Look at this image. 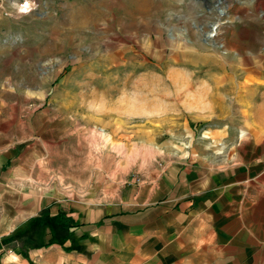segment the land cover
I'll return each instance as SVG.
<instances>
[{
  "label": "rangeland",
  "instance_id": "rangeland-1",
  "mask_svg": "<svg viewBox=\"0 0 264 264\" xmlns=\"http://www.w3.org/2000/svg\"><path fill=\"white\" fill-rule=\"evenodd\" d=\"M23 1L0 0V115L42 182L109 195L170 161L234 162L264 101V0ZM230 23L262 31L224 44Z\"/></svg>",
  "mask_w": 264,
  "mask_h": 264
},
{
  "label": "crops",
  "instance_id": "crops-1",
  "mask_svg": "<svg viewBox=\"0 0 264 264\" xmlns=\"http://www.w3.org/2000/svg\"><path fill=\"white\" fill-rule=\"evenodd\" d=\"M247 30L262 28L225 24L220 39L235 44ZM251 105L233 163L170 161L109 195L42 182L36 145L14 140L0 115V264H264V101ZM60 213L76 223L79 248L66 250L50 224H29ZM17 228L23 236L12 237Z\"/></svg>",
  "mask_w": 264,
  "mask_h": 264
},
{
  "label": "trees",
  "instance_id": "trees-1",
  "mask_svg": "<svg viewBox=\"0 0 264 264\" xmlns=\"http://www.w3.org/2000/svg\"><path fill=\"white\" fill-rule=\"evenodd\" d=\"M37 222H43L45 223V225L50 224L52 228L59 230L60 232H58L59 236L64 238V239H68L69 240V244L70 245H65L63 244V247L66 250H74L79 248V245L77 246V244H75V242H72L74 240V236L72 235V233L69 231L70 227H74L76 226V223H74L72 220H70L68 217L65 216L64 213H60L58 216H52V217H39V218H35L32 219L29 224L33 223H37ZM15 236L12 235V237H21L23 236L22 234V228H17V230H15ZM56 237L58 238V236L56 235Z\"/></svg>",
  "mask_w": 264,
  "mask_h": 264
},
{
  "label": "built area",
  "instance_id": "built-area-1",
  "mask_svg": "<svg viewBox=\"0 0 264 264\" xmlns=\"http://www.w3.org/2000/svg\"><path fill=\"white\" fill-rule=\"evenodd\" d=\"M25 4H27V8H26V10H22V11H29V10L31 9V8H30L31 4H30L29 0H24V1L20 4V7L23 9L24 6H25Z\"/></svg>",
  "mask_w": 264,
  "mask_h": 264
},
{
  "label": "bare ground",
  "instance_id": "bare-ground-1",
  "mask_svg": "<svg viewBox=\"0 0 264 264\" xmlns=\"http://www.w3.org/2000/svg\"><path fill=\"white\" fill-rule=\"evenodd\" d=\"M220 12H223V10H220ZM221 14H222V13H221ZM212 28H213L212 31L215 32V30H216V26H213ZM213 34H214L213 32H212V33L209 32V36H212Z\"/></svg>",
  "mask_w": 264,
  "mask_h": 264
},
{
  "label": "snow or ice",
  "instance_id": "snow-or-ice-1",
  "mask_svg": "<svg viewBox=\"0 0 264 264\" xmlns=\"http://www.w3.org/2000/svg\"><path fill=\"white\" fill-rule=\"evenodd\" d=\"M26 8H27V4H25V6H24V8L22 10H26Z\"/></svg>",
  "mask_w": 264,
  "mask_h": 264
}]
</instances>
